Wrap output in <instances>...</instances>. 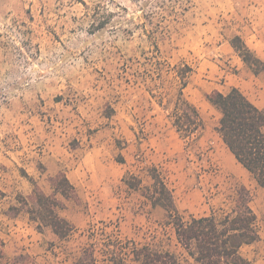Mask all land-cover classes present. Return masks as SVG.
Segmentation results:
<instances>
[{"label": "rangeland", "instance_id": "rangeland-1", "mask_svg": "<svg viewBox=\"0 0 264 264\" xmlns=\"http://www.w3.org/2000/svg\"><path fill=\"white\" fill-rule=\"evenodd\" d=\"M235 35L264 60V0H0V264H77L87 248L95 264H139L141 246L197 264L147 197L151 167L184 220L230 212L246 187L259 237L239 251L264 264V188L206 99L234 86L264 110V72L243 63ZM181 63L202 119L189 137L172 124ZM59 172L74 186L55 195L65 238L9 210L31 201L30 179L53 194Z\"/></svg>", "mask_w": 264, "mask_h": 264}, {"label": "trees", "instance_id": "trees-1", "mask_svg": "<svg viewBox=\"0 0 264 264\" xmlns=\"http://www.w3.org/2000/svg\"><path fill=\"white\" fill-rule=\"evenodd\" d=\"M230 44L253 74L264 72V60L259 58L240 36H233ZM172 68L178 83L171 112L172 124L179 133L189 137L202 128V119L196 106L183 92L193 68L186 63L176 64ZM206 99L220 112L217 131L222 142L235 160L264 188V110L234 86L226 93L213 90L206 94ZM150 177L152 183L147 197L152 205L160 206L167 212L177 242L195 263L253 264L239 251L243 245L250 244L259 237L255 223L256 215L249 205L250 194L246 187L241 186L238 189L235 206L230 212L191 216L184 220L175 205L171 189L156 167H151ZM49 179L54 189L53 194H45L35 181L30 179L33 184L31 201L20 196V206H11L9 210L18 213L24 209L29 219L37 223L38 230L44 226L50 227L58 238H65L73 230V226L58 213L62 203L55 195L59 193L69 197L74 193V186L64 172H59ZM135 258L139 264H180L175 254L158 251L149 246L137 248ZM77 264H95L93 251L85 249Z\"/></svg>", "mask_w": 264, "mask_h": 264}, {"label": "crops", "instance_id": "crops-1", "mask_svg": "<svg viewBox=\"0 0 264 264\" xmlns=\"http://www.w3.org/2000/svg\"><path fill=\"white\" fill-rule=\"evenodd\" d=\"M255 75V74H254Z\"/></svg>", "mask_w": 264, "mask_h": 264}]
</instances>
